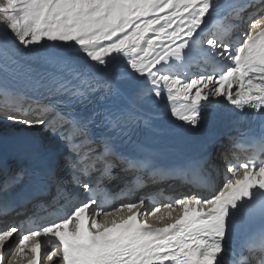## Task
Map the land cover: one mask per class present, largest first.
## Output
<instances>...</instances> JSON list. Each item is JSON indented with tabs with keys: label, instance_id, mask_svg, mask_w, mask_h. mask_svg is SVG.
<instances>
[{
	"label": "snow or ice",
	"instance_id": "obj_1",
	"mask_svg": "<svg viewBox=\"0 0 264 264\" xmlns=\"http://www.w3.org/2000/svg\"><path fill=\"white\" fill-rule=\"evenodd\" d=\"M213 4L215 0H5L0 4V71H30L19 57L29 45L43 40L71 42L82 49L91 65L105 70L110 60L122 55L130 69L124 72L128 77L125 90L156 98L166 90L173 101L179 96L185 103L173 107L171 114L193 127L201 119L202 105L218 97L239 109L240 118L250 108L252 118L264 123V15L244 30L235 46L214 37L204 41L209 49H218L216 56L233 62L222 73L182 82L160 70L170 58L182 57ZM247 7L264 12V0L258 4L248 0ZM136 77L146 80L140 83ZM76 78L85 89L90 86L79 73ZM80 85L70 89L59 84L53 91L83 96ZM127 118L123 112L110 111L65 112L57 114L56 121L5 115V120L26 128L44 127L56 139L30 147L34 159L42 156L46 160L38 184L31 182L30 167L8 165L4 170L0 164V194L15 200L38 186H55L65 199L84 196L67 215L21 236L15 251L24 252L31 240L28 264H220L229 211L253 195L256 183L264 189V163L241 165L242 176L228 179L211 198L192 194L177 199L175 208L171 203L156 206L150 213L152 221L141 218L143 201L98 211L104 195L101 189L135 166L117 135ZM236 132L240 135L239 129ZM75 136L81 138L79 146L72 144ZM162 207L168 211L157 215ZM19 232L17 225L0 229V264H15L8 259L7 245ZM44 237L56 242L48 253L42 251Z\"/></svg>",
	"mask_w": 264,
	"mask_h": 264
},
{
	"label": "bare ground",
	"instance_id": "obj_2",
	"mask_svg": "<svg viewBox=\"0 0 264 264\" xmlns=\"http://www.w3.org/2000/svg\"><path fill=\"white\" fill-rule=\"evenodd\" d=\"M252 2L258 4L259 0H252ZM247 4L248 0L238 3L237 1L234 3H228L227 0H215L212 11L209 16L206 17L201 30H199L197 35L189 41L188 47L184 49L182 57L180 59L170 58L165 65L161 66V72L180 78L182 82H187L199 75L212 74L214 65L222 63L226 66V69L231 67L233 62L230 59L216 56L215 53L218 49H209L206 43H203L204 40L212 37V35H207L208 28L205 26L212 22V17L216 13L221 15L228 14V19L234 18L230 21L234 23L233 26L237 27L236 31H241L236 34L231 31L232 34L230 36H227L226 38L221 37L220 41H226L231 43L233 46L237 45V43L242 40L244 30L249 29L251 26L250 18L253 17L252 21L254 23L256 19H260V15L262 13L257 8H248ZM237 15L246 21L245 24H237V21L239 22L238 19H235ZM238 35L240 36L238 37ZM197 55L200 57V60L195 62L194 60ZM19 57L20 64L25 68L30 69V71L18 73L11 71L5 73L0 71V115L2 116V120H0V145L13 146L24 144L34 138H37L38 135L43 138L42 140L44 144H51L56 139L54 134L44 127L26 128L23 124H14L11 121L4 119L5 115L15 114L23 117L24 119H36L40 117L47 119L48 117L47 120L49 121L57 120V115L53 114L54 110L47 112L48 108L42 111L39 110L36 114L24 112V109L30 102L33 104L40 102L48 105L50 96L53 95L50 93L54 92L53 85L45 80L46 75L43 71L36 67L26 65L30 60V62L35 66H44L47 63H60L69 68H78L79 70L82 69L87 74L101 77V79L113 91L114 96L125 107L152 127L167 128L183 122L171 114V109L173 107H179L180 104L185 103V101H183L179 96H177L173 101L167 98L166 90L161 93L160 98H156L151 93L149 95H140L137 91L125 90L127 88L125 81L128 77L124 75V72H129L130 69L127 67L126 60L122 57V55L119 58L110 60V63L105 70L98 65H91L92 62L88 60L86 54L78 45L73 46L71 45V42L62 43L47 40L41 41L39 44L29 45L28 49H24L19 53ZM39 60L45 61L46 64L38 63ZM198 64H202L201 67H198ZM136 80L143 83L146 78L136 77ZM12 89H16V91H13ZM233 91H235V85ZM9 93H15L16 96L12 94L9 96L4 95ZM219 98L220 97L215 99ZM231 150H233V148L225 142L214 145L210 150L209 158L207 159L206 164L207 169L210 172L208 182L213 183L212 185H214V188L221 183V175L217 171L218 166L221 164L219 157L223 154L227 155ZM0 159H2V157H0ZM244 159H246V157L243 158V160ZM137 172V170H133L131 173L126 171L122 176L117 177V179L125 180L127 178V181H131L132 176ZM141 177L142 175L137 178L140 179ZM115 183L116 181L113 180L109 184ZM168 186L169 182L149 184L146 187L138 189L136 195L131 196L126 202L138 203L141 199L139 198V195L142 194L143 197L150 196L158 193L162 187L168 188ZM172 189L177 191L179 188L173 185ZM189 196L190 195H188V197ZM145 207L146 205H144V211L142 214L146 213L147 217L151 216L148 213V208ZM32 210V207L26 206L15 215L12 213L2 215L0 216V226H2L3 229L12 225L20 226L23 224V217L25 214L32 212ZM166 211L168 210L161 208V212L157 215H162ZM11 239L13 240V238ZM48 243L49 241L43 242L42 251L47 249ZM13 246L7 251V256L8 259H14L15 264H20L30 257L28 255L31 254V247L26 246L24 252L17 254L15 249L12 250ZM49 248H51V246ZM52 250H54V248L50 251ZM249 259L251 261L253 260L251 256H249ZM237 264L244 263L239 261Z\"/></svg>",
	"mask_w": 264,
	"mask_h": 264
},
{
	"label": "rangeland",
	"instance_id": "obj_3",
	"mask_svg": "<svg viewBox=\"0 0 264 264\" xmlns=\"http://www.w3.org/2000/svg\"><path fill=\"white\" fill-rule=\"evenodd\" d=\"M5 2V0H0V4H3ZM263 14V12L261 13V15ZM43 41H47V40H43ZM62 43H65V42H62ZM41 118V117H40ZM151 206V205H150ZM145 208H148L149 211H150V207H149V204H146V207ZM18 238H19V235L16 234L14 235L13 237V240L11 239V242H8V245H7V251L11 249V247L13 246V244H15L17 241H18Z\"/></svg>",
	"mask_w": 264,
	"mask_h": 264
}]
</instances>
